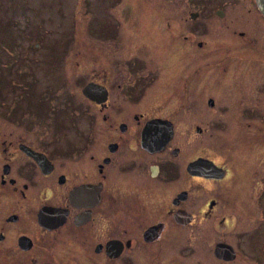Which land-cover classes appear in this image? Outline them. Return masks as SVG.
Returning a JSON list of instances; mask_svg holds the SVG:
<instances>
[{"label":"flooded vegetation","instance_id":"obj_1","mask_svg":"<svg viewBox=\"0 0 264 264\" xmlns=\"http://www.w3.org/2000/svg\"><path fill=\"white\" fill-rule=\"evenodd\" d=\"M188 1L171 14L170 0H118L104 40L130 53L98 52L84 73L76 58L51 121H26L22 93L0 97V264H264V40L252 32L264 38V15L256 0ZM149 10L165 31L143 25ZM208 20L225 24L231 54L204 82L201 31L187 26L208 34ZM198 87L214 101V154H187L176 117Z\"/></svg>","mask_w":264,"mask_h":264},{"label":"rangeland","instance_id":"obj_2","mask_svg":"<svg viewBox=\"0 0 264 264\" xmlns=\"http://www.w3.org/2000/svg\"><path fill=\"white\" fill-rule=\"evenodd\" d=\"M117 1L0 0V97L6 91H12L10 95L22 93V101L34 115L26 121H51L61 105L59 97H56V91L66 90L68 65L72 67L70 72H73L76 58L79 57L85 64L84 68L81 65L84 69L81 72L84 73L86 68L91 70L94 67L88 65L85 58L96 56L98 52L108 56L110 54L111 57L118 52L123 55L122 57L130 53L131 45L129 46L126 40L120 48H116L114 42L104 40L114 32L109 16H113L119 9ZM225 1L194 0V3L197 4L196 8L207 4L217 7ZM187 3L189 4L188 0ZM169 4L167 10H171V14H174L175 8L179 11L185 10L186 13L195 9V5L190 3L185 6L182 0H170ZM203 12L204 16L207 11ZM146 15L147 18L142 21L144 26H151L158 32L165 31L163 23L154 18L155 14L152 10L146 11ZM224 25L222 22L208 20V34L204 32L201 21L192 22L187 26L188 31H201L196 33L191 46L197 49L202 58L201 80L204 82L206 78H209L211 82L213 78L211 76L214 73V68L207 64L210 61L213 62L214 58H221L230 53L223 46L231 39V36L225 34L224 29L217 31L218 27ZM209 27H214L215 32ZM258 31L261 30L252 32H256L257 41L262 42L263 34ZM146 36L145 39L149 38L148 35ZM202 38L206 44L197 47L196 40ZM210 44L215 45V50ZM85 47L89 56L83 50ZM252 54L254 53L245 52L239 54V57H255ZM229 63L225 62L216 67L215 74L227 78L230 74L229 70L224 72L222 69ZM198 90H200L199 87L186 98L188 103L185 109L181 110L182 113L177 114L176 117L183 123L186 131L188 128L185 139L187 154L194 151L214 154L216 147L214 145L218 143L214 142V137H218L217 134H220V131L218 127H214L213 123L214 104L207 105V99L212 95L206 93L205 89L201 93H198ZM192 95L195 97L193 103ZM195 107L198 108V112H195ZM196 125L201 127L200 133L196 132Z\"/></svg>","mask_w":264,"mask_h":264},{"label":"water","instance_id":"obj_3","mask_svg":"<svg viewBox=\"0 0 264 264\" xmlns=\"http://www.w3.org/2000/svg\"><path fill=\"white\" fill-rule=\"evenodd\" d=\"M257 5L261 11V13L264 15V0H256ZM88 88V86L86 88H84V91ZM214 104V101L212 98H208L207 99V105L212 106ZM154 129L158 130L159 128L157 127V125L154 126ZM159 130H162L164 132V136L166 134V129L164 128H160ZM169 130V129H168ZM197 163H199V169L202 171H212V167L206 163L205 160H198ZM191 165V164H190Z\"/></svg>","mask_w":264,"mask_h":264}]
</instances>
